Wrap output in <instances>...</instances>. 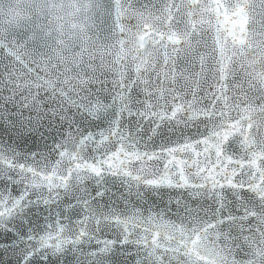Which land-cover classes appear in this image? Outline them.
I'll return each mask as SVG.
<instances>
[{"label":"snow or ice","instance_id":"6c2138e0","mask_svg":"<svg viewBox=\"0 0 264 264\" xmlns=\"http://www.w3.org/2000/svg\"><path fill=\"white\" fill-rule=\"evenodd\" d=\"M0 264H264V0H0Z\"/></svg>","mask_w":264,"mask_h":264},{"label":"water","instance_id":"95a60500","mask_svg":"<svg viewBox=\"0 0 264 264\" xmlns=\"http://www.w3.org/2000/svg\"><path fill=\"white\" fill-rule=\"evenodd\" d=\"M130 24H135V20H132L129 22ZM228 26L230 27L231 26V23L229 22Z\"/></svg>","mask_w":264,"mask_h":264}]
</instances>
